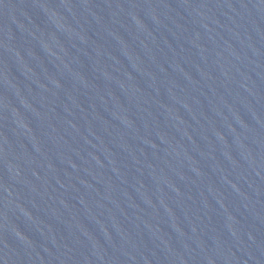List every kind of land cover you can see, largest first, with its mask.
<instances>
[{"label": "water", "instance_id": "water-1", "mask_svg": "<svg viewBox=\"0 0 264 264\" xmlns=\"http://www.w3.org/2000/svg\"><path fill=\"white\" fill-rule=\"evenodd\" d=\"M0 264H264V0H0Z\"/></svg>", "mask_w": 264, "mask_h": 264}]
</instances>
